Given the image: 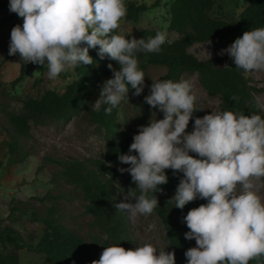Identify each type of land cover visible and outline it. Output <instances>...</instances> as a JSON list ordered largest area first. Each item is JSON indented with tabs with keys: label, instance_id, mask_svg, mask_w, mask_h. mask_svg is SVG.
Masks as SVG:
<instances>
[{
	"label": "clouds",
	"instance_id": "clouds-1",
	"mask_svg": "<svg viewBox=\"0 0 264 264\" xmlns=\"http://www.w3.org/2000/svg\"><path fill=\"white\" fill-rule=\"evenodd\" d=\"M9 10L23 18L22 27L16 25L11 31L9 55L19 54L27 64H46L49 79L79 64L92 65L89 50L97 47L101 59L119 64V70L108 64L113 78L104 81L91 105L96 111L109 105L105 114L128 99L129 86L141 95L145 74L138 67L137 53L159 52L165 42L160 32L139 40L112 34L126 16L124 0H10ZM225 53L246 74L264 70V28L244 32L220 54ZM196 101L188 80H153L145 102L164 118L153 112L149 124L133 137L129 154L118 152L119 162L130 165L119 171L130 174L136 187L123 195L129 202L114 206L130 218L152 214L159 205V186L168 183L165 170L182 172L168 204L183 209L197 198L208 201L183 217L190 229L185 239L197 245L185 252L187 264H249L264 256V203L253 182L264 177V118L213 111L196 118L194 131L187 133L197 112ZM257 107L264 111V105ZM92 264H176V254L158 251L151 244L135 250L112 245L104 247Z\"/></svg>",
	"mask_w": 264,
	"mask_h": 264
},
{
	"label": "trees",
	"instance_id": "trees-1",
	"mask_svg": "<svg viewBox=\"0 0 264 264\" xmlns=\"http://www.w3.org/2000/svg\"><path fill=\"white\" fill-rule=\"evenodd\" d=\"M246 8L240 14L237 23L215 18L212 16L216 2L215 0H174L170 6V28L179 37L173 41H167L161 45L159 52L137 53L138 67L147 74L150 66H163L166 73L158 80L178 81L183 73L198 74L201 86L213 96L221 100V111H233L250 116L256 113L264 118V111L257 107L258 101L254 96L257 91L250 84L243 70H238L234 61L229 62L226 58H213L200 60L189 53V48L196 43H207L213 41H225L234 43L244 32L254 28H264V0H244ZM161 0H156L150 6L128 3L126 5V19L137 21L141 12L152 10L160 5ZM23 18L18 16L17 22L12 25L22 27ZM162 30L144 29L138 32L137 40L154 37ZM114 35H120L115 29ZM99 48L90 49L89 54L93 58L92 65L79 64L74 67L77 80L70 83L66 90L59 94L54 90H45L38 98H28L24 103L21 113L7 112L6 118L8 128L0 125V134L3 136L2 149L4 150L5 162L0 167L6 169L13 165L23 163L30 152L24 147L23 139L31 138L30 120L49 118L55 121L69 123L75 116L87 111L90 120L98 124L104 130L105 157L104 159H80L77 157L50 158V162L59 166L60 178L74 187L86 202L85 213L93 218L94 226L100 231L105 239L100 241H86L68 228L60 218V207L58 197L47 194L40 199L49 201L51 205L43 211L28 207L27 202H18L10 209V217L21 220L29 214L30 219L44 226V234L40 241L35 244L27 241L23 235L10 225H3L0 221V264H20L19 252L27 250L42 254L46 257V264H92L99 260L104 247L118 245L126 250H135L132 245V237L126 221V214L118 212L114 206L123 202L116 191L114 179L118 174V167L125 168L130 165L121 164L118 152L129 154L133 137L138 134L141 126H147L144 119L138 114L133 116L136 125L133 129L123 132L118 119V113L123 101L111 114H105L109 105H102L99 111L92 110L91 105L99 98L100 86L107 79L113 78V72L108 68L112 64L119 70V64L105 57L101 59L98 55ZM7 56L6 58H15ZM227 65V67H225ZM24 75V66L15 80L20 81ZM128 96L133 102L141 100L143 94L136 96L135 89H131ZM232 97H237L233 100ZM197 112L190 120V130L194 131V122ZM136 154V153H133ZM194 158L200 159L198 154L189 153ZM111 164L112 167H109ZM168 183L160 185L162 191L156 196L159 205L152 214L161 220L168 237L170 252L176 254V264H187L185 252L196 246L195 240L185 239V233L189 232L183 221L191 209L198 208L201 204H207V200L197 198L187 204L183 209L174 208L168 201L174 197L176 189L183 179V173L172 169L165 170ZM135 188L132 184L126 189ZM139 194V193H138ZM154 195V193H150ZM168 204V205H167ZM249 264H264V256L257 257Z\"/></svg>",
	"mask_w": 264,
	"mask_h": 264
},
{
	"label": "rangeland",
	"instance_id": "rangeland-1",
	"mask_svg": "<svg viewBox=\"0 0 264 264\" xmlns=\"http://www.w3.org/2000/svg\"><path fill=\"white\" fill-rule=\"evenodd\" d=\"M156 0H124L125 5L133 3L136 5L150 6ZM174 0H161L160 5L152 10L141 12L137 21H129L123 17L119 22L117 30L120 35L131 40L137 39L139 31L144 29L162 30L165 40L173 41L179 37L170 28V6ZM216 5L212 16L222 18L232 23H237L240 14L246 8L244 0H215ZM10 0H0V125L8 128L6 118L7 112L21 113L24 103L28 98H38L45 90H54L62 94L66 87L77 80L74 67L62 72L55 80L48 78L47 66L33 63H25L20 55L15 58L9 57V44L12 25L17 22L18 15L9 10ZM23 25V23H22ZM231 44L225 41H213L207 43H196L189 48V53L200 60H209L217 57L226 58L229 62L234 61L227 53L221 55V51L227 49ZM87 46V45H83ZM210 54V56L208 55ZM24 66V75L20 81L15 82ZM36 73V74H35ZM166 73L163 66H150L145 75L143 87V98L133 102L132 97L123 100L118 113L119 123L123 132L133 129L136 122L132 119L138 114L148 125L152 113H157L158 119H163V113L153 109L145 102V97L150 95L153 80H158ZM35 74V75H34ZM250 84L257 89L254 96L259 104L264 105V70L245 73ZM188 80L192 84V93L196 95V109L198 118L211 115L213 111H221V100L218 96L210 95L200 84L198 74L183 73L179 80ZM31 138L23 139L24 147L31 153L21 164L13 165L6 169L0 167V221L3 225H10L20 231L27 241L37 244L44 234V226L32 221L29 214L21 220L10 217V209L18 202H27L28 207L43 211L51 203H43L40 199L47 194L58 197L60 207V218L62 222L82 237L86 243L100 241L105 236L94 226L93 218L85 213L86 202L74 187L65 183L58 174L59 166L50 162V158L77 157L80 159H104L105 138L104 130L98 124L93 123L87 111L75 116L69 123L55 121L49 118L30 120ZM186 129L187 133L192 131ZM3 136L0 134V165L4 158V150L1 147ZM125 168L124 166H119ZM115 187L121 196L126 194V189L132 184V178L128 173L116 175ZM255 191L264 203V177L256 180ZM239 188V186H238ZM135 203V200L130 201ZM126 214V213H125ZM126 221L132 237V247L144 244L153 245L158 251L170 252L167 232L161 220L155 214H138L130 218L126 214ZM197 247V245L195 246ZM2 246L0 243V250ZM20 264H46V257L42 254L21 250L19 252Z\"/></svg>",
	"mask_w": 264,
	"mask_h": 264
}]
</instances>
